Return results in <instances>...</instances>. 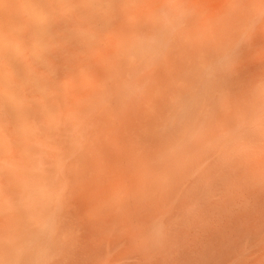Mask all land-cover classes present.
I'll return each instance as SVG.
<instances>
[{"label": "bare ground", "instance_id": "1", "mask_svg": "<svg viewBox=\"0 0 264 264\" xmlns=\"http://www.w3.org/2000/svg\"><path fill=\"white\" fill-rule=\"evenodd\" d=\"M254 139L264 142V0H0V225L29 224L14 264L63 258L62 219L125 174L193 168L208 190V155L244 170L238 159L264 153ZM154 230L163 243L166 228Z\"/></svg>", "mask_w": 264, "mask_h": 264}, {"label": "rangeland", "instance_id": "2", "mask_svg": "<svg viewBox=\"0 0 264 264\" xmlns=\"http://www.w3.org/2000/svg\"><path fill=\"white\" fill-rule=\"evenodd\" d=\"M254 141L252 142V144H255L253 145L254 147L258 148L263 146L264 149V142L262 143L260 140L258 141V139ZM208 156L209 171L211 172L209 175L210 177L214 176V179L211 180L212 184L210 183L208 186L209 188H207L208 190L205 189L206 187L201 188L203 180L201 181L200 178L196 177L195 180L191 179L193 176V172H191L193 168L186 170L185 173L179 171L173 173L164 169V165L160 164L159 166L158 164L156 167L151 165V169L150 167L138 168L136 171L125 174L124 177H122L125 184L119 181L117 185L110 186L106 184L107 187L104 185V195L98 196V198L101 197L102 199H98L97 195L92 194L90 196H93V198L89 196V200H86L87 204L91 206L87 208L88 210L84 207L86 203L83 201L84 198L82 200L79 199L80 203L78 208L79 210L81 209L80 211L83 209L84 211H82L81 214L79 210L75 212L74 207L76 210L78 209L76 204L72 207L73 209L71 208V211L74 210L72 213H69L71 216L67 214L61 221V223H64L67 220V223H65L66 226H63L66 232L62 227L64 224H60L61 228L59 229V234L63 233V235L61 236L58 234L60 238L58 237V240H56V247H59L60 241L63 244L65 241L66 243L70 241V244H68L69 251L64 249L66 243L63 246L60 244L64 250L63 258L61 257V255H63L62 248H60L59 250L61 253L58 255V258L57 256L56 259L54 257V260L47 264H52V262L53 264H57L59 256L60 259H66V262L60 260V264H201V261H206V264H217V262L218 264H256V259L261 250L260 245L262 246V244H264V232L261 233V235H252L255 226L264 228V153L263 155L254 154L238 159L235 165L242 164L246 166L244 170L239 167L235 168V166L228 167L226 165L227 161L222 160L223 156H216L215 154H209ZM182 159H184V157ZM167 161L172 163L174 158L168 159ZM206 173H203V175L206 177L209 176ZM170 174L173 177L171 179H174L172 181L173 183L170 182L171 185L173 184L172 186L169 183L170 180L167 181ZM145 175L146 177H144ZM219 175H222V178ZM109 176L110 174L108 173L106 179ZM218 179L219 181L228 180L230 183L229 185H222L218 182ZM151 182H156L159 185L161 183V186H151ZM137 183H139V186ZM140 183L145 184L141 187ZM95 198V203H92V199ZM86 199H88V197ZM126 199L127 203H125ZM123 201L125 204L122 205ZM83 202V207H80V204ZM114 202L115 204H113ZM76 203L78 206V200ZM87 204L86 206L88 207ZM92 205L96 208H93ZM114 205H118L117 210H115L116 206ZM124 205L126 206L125 208L122 207ZM169 205L173 208L171 209ZM110 206L113 207L111 208ZM99 207H102V210ZM118 207L119 209L121 208L119 213ZM125 209H127V211ZM166 210H168V213H166ZM111 211L113 214H110V219L108 220L106 214ZM125 211L126 213H124ZM73 213L74 215L78 213L77 215H79L80 219H78V216H73ZM91 213L93 215H91ZM120 213H122L121 218ZM83 214L85 215V219ZM128 215H130V217ZM92 217L95 218L94 220L92 219L93 222L91 221L90 225H88ZM118 218L120 219L118 220ZM105 219L106 222L108 220V223L105 222ZM73 221L75 224H72V227L74 226L72 230L70 222L73 223ZM97 221H99V223L101 222L100 225L99 223L98 225L102 230L104 229V225V231H108L109 228L110 231L104 234V231H101V228L95 225ZM103 221L104 224L102 223ZM156 221L159 223H156ZM12 222V224L10 221L9 224H2L5 226L0 225V237L2 236L5 238L7 236L8 227L11 237V242L7 244L3 243L2 239L0 240V264H14L12 256L17 249L14 239L21 235V232H19L21 228L29 227L27 222H23L18 226L15 221ZM157 224L163 225L166 228L167 234L165 235L166 238H164L163 243L162 238H158L154 230ZM78 225L80 228L83 226L82 229L78 228ZM93 228L94 230L92 231ZM96 228L100 229V232L96 230ZM123 229L125 231H123ZM97 231L99 234H97ZM80 232H83V238ZM75 233H77V238L78 235H80L82 240L81 241L79 238L78 241H81L80 243L73 240L75 244L76 242L79 243L76 245L79 246L81 244L79 248L75 245V249L78 248L76 251L74 249L77 254L76 257L72 251V247H74V244L72 245V239L75 238L77 240ZM109 233L110 235H108ZM72 234L75 236L73 237ZM101 234L105 235V237L103 235L100 237ZM151 234L154 237H151ZM249 235L250 237H248ZM107 236H109L111 240L109 237L107 238ZM253 236H255L254 238L256 239L251 242L252 240L250 241V238ZM61 237L63 240H60ZM128 237H130L129 240L127 239ZM152 240L157 241L154 243ZM156 244L160 246L159 248H161V250L157 248ZM204 244L207 248H205ZM208 248L209 250L213 249L209 251L207 250ZM154 249L156 251H154ZM203 249L205 251H203ZM218 249L219 253L221 252L222 254H217L218 252L216 250ZM69 252L73 256L69 255ZM210 252H213L212 255ZM10 253L12 254L10 255ZM66 253H68L66 257L70 258V261L65 258ZM36 258L37 256L33 254L28 255L22 262L23 264H35L37 261ZM27 260L28 263H26Z\"/></svg>", "mask_w": 264, "mask_h": 264}]
</instances>
